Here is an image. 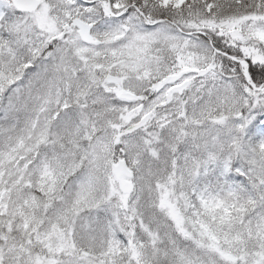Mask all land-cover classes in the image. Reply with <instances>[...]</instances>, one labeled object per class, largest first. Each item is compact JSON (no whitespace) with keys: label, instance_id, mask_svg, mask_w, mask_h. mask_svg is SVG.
Masks as SVG:
<instances>
[{"label":"snow or ice","instance_id":"obj_1","mask_svg":"<svg viewBox=\"0 0 264 264\" xmlns=\"http://www.w3.org/2000/svg\"><path fill=\"white\" fill-rule=\"evenodd\" d=\"M0 264H264V0H0Z\"/></svg>","mask_w":264,"mask_h":264}]
</instances>
